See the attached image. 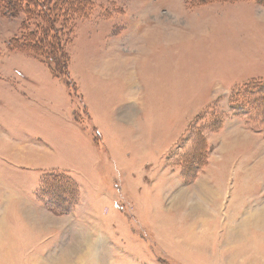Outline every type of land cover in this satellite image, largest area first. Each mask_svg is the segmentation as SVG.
Listing matches in <instances>:
<instances>
[{"label":"rangeland","instance_id":"rangeland-1","mask_svg":"<svg viewBox=\"0 0 264 264\" xmlns=\"http://www.w3.org/2000/svg\"><path fill=\"white\" fill-rule=\"evenodd\" d=\"M84 1L0 3V264H264V0Z\"/></svg>","mask_w":264,"mask_h":264},{"label":"trees","instance_id":"trees-1","mask_svg":"<svg viewBox=\"0 0 264 264\" xmlns=\"http://www.w3.org/2000/svg\"><path fill=\"white\" fill-rule=\"evenodd\" d=\"M0 1H1L0 3L3 4L4 8H9V9L10 8L11 9L12 8H16L18 6V3L20 2V0H0ZM45 1L48 3V5H45L43 7V6L39 5V4H37L36 7L39 8L38 11H37V13L36 14H32V16L30 17V18H33V19H42V20H45L46 18L44 16V14H46V15H48V17L50 19H52V21H50L49 23H47V27H45V30L44 29H40L41 27H38L39 28L38 29L39 33H38V37H36V41L40 45H43V46H45V42L47 43V40H48V36L47 35L50 32H53L55 34L57 33L56 29L53 27L54 26V23H55V19H53V16L59 15V14L61 15V13L64 10V4L66 5L68 3L67 0H45ZM75 1H77V0H75ZM81 1L83 3H85L84 0H81ZM40 4H42V3H40ZM70 10H73L74 14H76V12H80L78 10V8H76V9H70ZM75 10H77V11H75ZM12 13H14V12L12 11ZM61 16H63V15H61ZM52 22H53V25L50 24ZM24 33H25V31H24ZM17 40H18V42L16 41V43H19V45H16V47H19L18 48L19 50L21 48L23 49V47H24L25 50H29L30 51V46L29 45H26L25 43H21L22 41L19 40V39H17ZM57 48H58V45H57ZM30 52L37 53L35 50H32ZM37 56L39 57L41 63L50 65L47 61H45V59H46L45 56H47L46 54H45V56H43L42 54L38 55V53H37ZM66 63H67V61H66ZM55 65H57V60L56 59H53V66H55Z\"/></svg>","mask_w":264,"mask_h":264},{"label":"bare ground","instance_id":"bare-ground-1","mask_svg":"<svg viewBox=\"0 0 264 264\" xmlns=\"http://www.w3.org/2000/svg\"><path fill=\"white\" fill-rule=\"evenodd\" d=\"M198 188H201V192L203 194V196H206V198L208 197V195H211V198L214 197V195H216V193L213 190H210L208 188V186H206V184H201L198 186ZM210 193V194H209ZM192 209L194 210V212L197 210H201L202 212H204L201 207L197 206V205H193ZM244 212V211H243ZM237 215V214H236ZM244 215V214H243ZM239 216V215H238ZM240 218V216H239ZM238 218V219H239ZM244 218V217H242ZM246 218V216H245ZM244 218V219H245ZM237 219V220H238ZM247 219V218H246ZM248 220H250L252 223L255 224L256 227L260 228V230H264V207H260L258 209H255L251 212L250 215H248ZM246 221V220H244ZM242 221V222H244ZM235 226V225H234ZM231 227V226H230ZM253 227V226H252ZM233 229V228H232Z\"/></svg>","mask_w":264,"mask_h":264},{"label":"crops","instance_id":"crops-1","mask_svg":"<svg viewBox=\"0 0 264 264\" xmlns=\"http://www.w3.org/2000/svg\"><path fill=\"white\" fill-rule=\"evenodd\" d=\"M35 59V58H34ZM35 60H37V59H35ZM40 62V61H39ZM35 101H38V102H40L41 100H40V97H38V95L35 97ZM41 103V102H40ZM52 110V109H51ZM57 117H59V119L61 118V115H59V114H57L56 115ZM64 116H65V118L66 119H69V113H68V111H67V109H65V113H64ZM29 134V135H34V134H32L30 131H28V132H26V134ZM27 134V135H28ZM36 135V134H35Z\"/></svg>","mask_w":264,"mask_h":264}]
</instances>
